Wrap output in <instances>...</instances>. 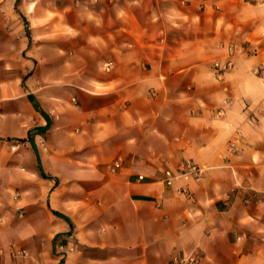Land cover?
<instances>
[{
  "label": "crops",
  "instance_id": "obj_1",
  "mask_svg": "<svg viewBox=\"0 0 264 264\" xmlns=\"http://www.w3.org/2000/svg\"><path fill=\"white\" fill-rule=\"evenodd\" d=\"M51 6L0 73V264H264V0Z\"/></svg>",
  "mask_w": 264,
  "mask_h": 264
},
{
  "label": "rangeland",
  "instance_id": "obj_2",
  "mask_svg": "<svg viewBox=\"0 0 264 264\" xmlns=\"http://www.w3.org/2000/svg\"><path fill=\"white\" fill-rule=\"evenodd\" d=\"M51 4L53 0H0V69L1 79L12 77L7 67L9 62L19 63L23 57L21 51L22 39L28 36V29L31 35L39 38L42 33L41 3ZM44 5V4H43ZM51 10V9H50ZM26 12L31 18L24 19L23 13ZM56 14L49 15V19L54 23L52 27H45L43 31L56 32ZM32 41V40H31ZM46 42V41H45ZM41 44L40 39L35 44ZM22 70H20L21 72ZM16 80H20L23 73L16 74Z\"/></svg>",
  "mask_w": 264,
  "mask_h": 264
},
{
  "label": "built area",
  "instance_id": "obj_3",
  "mask_svg": "<svg viewBox=\"0 0 264 264\" xmlns=\"http://www.w3.org/2000/svg\"><path fill=\"white\" fill-rule=\"evenodd\" d=\"M232 65V62L230 60L222 63L220 62L219 60L215 61L214 62V67L216 69V74L218 76L222 75V73L224 71H226L228 68H230V66ZM110 66V64L108 65ZM218 114H222L223 113V109H219L217 111ZM120 166V162H115L114 163V167H119ZM203 171H204V168L203 166H201L200 164L194 162V161H191V160H188L186 161L182 167L177 170V171H174L172 169H166L165 172H164V181L167 183V184H172L173 180L177 177H185V178H200L203 174ZM138 177L140 179H144L145 176L143 174H139ZM18 194H15V197H17ZM62 248H64L62 246ZM76 248L74 246H71L68 248V250L66 251H74ZM23 250L21 249H18L16 250V253H22ZM200 262V258L196 255H182V256H177L175 259H174V264H199Z\"/></svg>",
  "mask_w": 264,
  "mask_h": 264
},
{
  "label": "trees",
  "instance_id": "obj_4",
  "mask_svg": "<svg viewBox=\"0 0 264 264\" xmlns=\"http://www.w3.org/2000/svg\"><path fill=\"white\" fill-rule=\"evenodd\" d=\"M24 18H25V16H24ZM28 36L31 38V33H30L29 29H28Z\"/></svg>",
  "mask_w": 264,
  "mask_h": 264
}]
</instances>
